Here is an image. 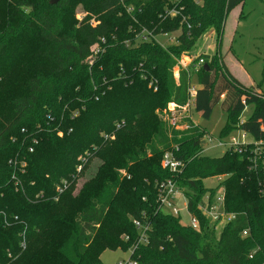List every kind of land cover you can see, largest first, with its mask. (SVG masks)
Segmentation results:
<instances>
[{"label":"trees","instance_id":"trees-1","mask_svg":"<svg viewBox=\"0 0 264 264\" xmlns=\"http://www.w3.org/2000/svg\"><path fill=\"white\" fill-rule=\"evenodd\" d=\"M244 1L0 0V264H103L107 250L130 251L136 264H264L263 170H250L248 154L203 156L205 130L171 134L162 112L187 102L197 76L196 112L210 119L221 104L220 137L241 129L264 143V80L244 86L219 48ZM78 8L90 16L79 22ZM144 30L182 34L163 47L142 41ZM211 31L216 53L193 57L177 83L178 61ZM173 146L185 164L178 176L161 165ZM94 156L101 165L73 196L78 168ZM219 175L236 214L220 235L197 208L217 194L204 182ZM176 177L200 231L158 209L159 184Z\"/></svg>","mask_w":264,"mask_h":264},{"label":"rangeland","instance_id":"rangeland-1","mask_svg":"<svg viewBox=\"0 0 264 264\" xmlns=\"http://www.w3.org/2000/svg\"><path fill=\"white\" fill-rule=\"evenodd\" d=\"M87 16H90L89 13L85 12L81 8L77 9L76 18L79 22L83 21V19ZM90 24L92 26H96L98 23L95 19H92ZM179 36V32H171L168 36L160 34L156 39L163 47H169L173 44L171 40L173 38H178ZM217 40L218 39L214 31L204 35L197 41L196 46L191 52V56L200 57L204 55H214L217 50ZM219 48L225 65L232 68L240 80L248 86L251 85L250 88L258 89L260 85H263L264 0H245L244 3L236 7L229 14ZM184 60L187 62L185 58ZM89 61H91V59H88L86 62L90 63ZM191 81L193 86L199 87L197 76H193ZM176 82L178 83L177 80ZM252 112L253 106L247 107L245 112L240 117V122L247 121ZM196 118H198L200 126H202L204 130L207 129L209 133H213L215 138L219 136L226 124V115L222 111L221 104L214 107L210 119L199 118V116H196ZM233 134L238 136L239 131L236 130ZM115 139L116 137H112L111 141H114ZM248 141L254 142L253 137L249 135ZM225 152L226 148L208 146L205 147L203 156L209 158H219L222 157ZM87 163L88 167L85 168ZM81 165L83 168L80 172H78L79 176L77 177V182L74 186L73 196H77L84 185L96 174L99 166L101 165V160L99 157L94 156ZM118 172L122 175V177L126 175V171L124 169H120ZM204 184L207 188H215L217 186V180L214 177L209 178L205 180ZM181 219L184 224L189 223V216L186 211L182 213ZM130 256V251L107 250L102 254L101 259L103 264H118L120 261L128 260Z\"/></svg>","mask_w":264,"mask_h":264},{"label":"built area","instance_id":"built-area-1","mask_svg":"<svg viewBox=\"0 0 264 264\" xmlns=\"http://www.w3.org/2000/svg\"><path fill=\"white\" fill-rule=\"evenodd\" d=\"M173 2H177L178 0H171ZM131 11V9H129ZM171 17H175L178 15V12L173 9L168 14ZM186 22V19H184ZM182 34L181 31H177ZM169 33L164 34L168 36ZM157 36L153 35L147 30H144L142 34H140V39L142 41H149L151 39H155L157 41ZM173 42L172 45L179 44L178 38H173L171 40ZM158 42V41H157ZM92 52H99L98 45H95L91 48ZM187 60V62L184 60ZM194 58L191 56L183 55L182 59L178 61L177 66L174 70V77L177 81L180 80V72L183 68H188L192 65ZM205 64L204 58H199V62L194 65L195 71H198ZM150 87L154 88V91H157L156 82H150ZM198 87H195L190 83L189 91H188V100L184 105H177L171 103L167 106V108L163 111V119L167 123L170 133L176 131L178 133H183L191 130L192 128H198L200 131H203V127L200 126L198 118L196 116L201 117V114L196 112V93ZM243 122H240V124ZM122 123L121 125H123ZM119 125L118 127H121ZM239 135L235 136L231 133L228 137H220V135L215 138L213 133H209L205 130V134L202 137L203 142V152H205V147H216V148H226L227 151H232L234 153L243 155L248 154V160L250 162V170L252 171H260L263 170L264 174V143L262 141L249 142L248 136L249 134L238 129ZM170 134V137L172 135ZM173 149L168 150L164 153L161 165L164 169L170 171L174 175L178 176L183 172L185 164L183 161L177 159L175 155V151L179 150L178 146H173ZM248 151V152H247ZM82 167L78 168V172ZM217 180V186L219 190L214 197H211V194L208 193L201 203L198 204V210L209 219L211 224L214 226V229L217 234H221L224 228L235 220L236 214L228 213L225 210V190L223 188V183L227 178L226 175H219L214 177ZM261 191L264 192V180L260 183ZM66 188V185L63 186ZM211 188V189H215ZM157 203L158 209L164 213L169 214L175 217H181L184 211L187 212L189 216V223L186 224L191 227L193 230L200 231V221L196 215L190 212L189 210V200L186 196L184 189L178 184L177 177L175 179H167L162 181L157 189ZM135 225L140 229L142 226L139 222L135 221ZM149 228H145L143 232V237ZM248 235L247 231H244L242 236L246 237ZM118 264H136L130 258L126 261H120Z\"/></svg>","mask_w":264,"mask_h":264},{"label":"crops","instance_id":"crops-1","mask_svg":"<svg viewBox=\"0 0 264 264\" xmlns=\"http://www.w3.org/2000/svg\"><path fill=\"white\" fill-rule=\"evenodd\" d=\"M227 67V66H226ZM228 68V70L230 71V73L238 80V81H240L244 86H246V87H250V86H248V85H246L242 80H240L239 78H238V76L236 75V73L233 71V69L232 68H230V67H227Z\"/></svg>","mask_w":264,"mask_h":264},{"label":"water","instance_id":"water-1","mask_svg":"<svg viewBox=\"0 0 264 264\" xmlns=\"http://www.w3.org/2000/svg\"><path fill=\"white\" fill-rule=\"evenodd\" d=\"M60 1H62V0H50V4H51V5H56V4H58Z\"/></svg>","mask_w":264,"mask_h":264},{"label":"bare ground","instance_id":"bare-ground-1","mask_svg":"<svg viewBox=\"0 0 264 264\" xmlns=\"http://www.w3.org/2000/svg\"><path fill=\"white\" fill-rule=\"evenodd\" d=\"M187 59V58H186Z\"/></svg>","mask_w":264,"mask_h":264}]
</instances>
